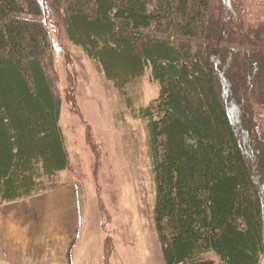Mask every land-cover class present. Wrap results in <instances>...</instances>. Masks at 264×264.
Here are the masks:
<instances>
[{
	"label": "trees",
	"instance_id": "16d2710c",
	"mask_svg": "<svg viewBox=\"0 0 264 264\" xmlns=\"http://www.w3.org/2000/svg\"><path fill=\"white\" fill-rule=\"evenodd\" d=\"M249 3L0 0V204L55 188L47 182L71 166L52 20L121 95L147 70L160 84L157 100L131 109L149 134L153 223L165 264H261L264 13ZM68 82L66 101L74 107L77 85L71 76ZM237 107L251 113L245 129Z\"/></svg>",
	"mask_w": 264,
	"mask_h": 264
},
{
	"label": "rangeland",
	"instance_id": "374dc122",
	"mask_svg": "<svg viewBox=\"0 0 264 264\" xmlns=\"http://www.w3.org/2000/svg\"><path fill=\"white\" fill-rule=\"evenodd\" d=\"M253 1L249 10L264 13V0ZM48 33L54 47V67L62 99L61 127L71 166L47 184L78 187L81 228L74 255L82 264H104L108 232L112 248L109 264H165L153 223L156 187L149 134L146 121L136 119L131 109L139 112L141 107L157 100L160 84L151 79L147 70L121 95L79 48L67 42L52 20ZM69 76L77 85L74 107L66 101ZM238 111L237 107L234 114L245 129L252 119L251 113L248 108L244 115ZM263 114H258L257 119L264 128ZM86 124L92 131L93 148L86 140ZM255 140L259 142L258 136ZM250 151V158L254 154L259 162L260 157ZM83 245L87 253L82 252Z\"/></svg>",
	"mask_w": 264,
	"mask_h": 264
},
{
	"label": "crops",
	"instance_id": "0c3cea01",
	"mask_svg": "<svg viewBox=\"0 0 264 264\" xmlns=\"http://www.w3.org/2000/svg\"><path fill=\"white\" fill-rule=\"evenodd\" d=\"M81 209L78 187L66 183L0 204V264H82L74 255Z\"/></svg>",
	"mask_w": 264,
	"mask_h": 264
}]
</instances>
